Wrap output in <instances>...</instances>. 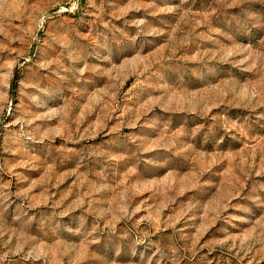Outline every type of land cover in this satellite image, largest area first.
<instances>
[{
	"label": "rangeland",
	"instance_id": "374dc122",
	"mask_svg": "<svg viewBox=\"0 0 264 264\" xmlns=\"http://www.w3.org/2000/svg\"><path fill=\"white\" fill-rule=\"evenodd\" d=\"M0 264H264V0H0Z\"/></svg>",
	"mask_w": 264,
	"mask_h": 264
}]
</instances>
